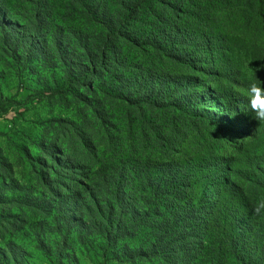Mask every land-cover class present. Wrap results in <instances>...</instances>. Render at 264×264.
Masks as SVG:
<instances>
[{
	"label": "trees",
	"instance_id": "obj_1",
	"mask_svg": "<svg viewBox=\"0 0 264 264\" xmlns=\"http://www.w3.org/2000/svg\"><path fill=\"white\" fill-rule=\"evenodd\" d=\"M43 1L29 0L35 13ZM76 4L109 12L112 25L86 45L92 53L65 87H24L85 105L80 123L50 120L54 139L42 145L37 171L46 193L32 196V210L45 202L51 219H66L67 233L98 232L112 248L123 241L134 263H249L251 237L264 225L254 219L264 212V117L249 106V88H264V0ZM6 13L0 2V24L10 27ZM237 15L248 17L240 34L254 49L250 75L231 54L228 21ZM47 40L44 57L62 43L56 33ZM37 45L30 34L22 50ZM109 89L119 93L121 114L100 99ZM9 102L0 101V112Z\"/></svg>",
	"mask_w": 264,
	"mask_h": 264
},
{
	"label": "rangeland",
	"instance_id": "obj_2",
	"mask_svg": "<svg viewBox=\"0 0 264 264\" xmlns=\"http://www.w3.org/2000/svg\"><path fill=\"white\" fill-rule=\"evenodd\" d=\"M0 2L9 13L10 23V27L0 24V101H10L7 110L0 112V264H149L145 258L130 262L123 241L118 248H112L98 232L80 235L73 226L67 233L66 219H51L55 210H49L45 202L37 211L30 206L35 193H46L37 171L41 170L42 145L54 139L50 120L73 119L80 123L85 105L72 95L30 96L24 87L56 91L65 87L69 78L78 77L79 63L92 53L85 49L86 45L99 42L103 36L99 33L105 34L112 25L106 21L109 12L95 16L80 8L76 0H45L38 14L29 0ZM246 23L248 17L237 15L229 19L228 28L232 33L231 54L241 73L250 75L255 61L254 49L241 35L246 33ZM55 33L63 44L44 57L40 53L43 45H51L47 39ZM30 34L40 45L33 52L23 51L25 37ZM94 85L99 87L100 82ZM118 96V92L109 89L100 98L110 103L114 115L121 114ZM259 204L264 206V200ZM256 217V223L264 224V212L258 217L260 220ZM136 236L144 237L141 233ZM65 237L67 243L62 245ZM249 247L251 261L246 264H264V225L251 237Z\"/></svg>",
	"mask_w": 264,
	"mask_h": 264
},
{
	"label": "clouds",
	"instance_id": "obj_3",
	"mask_svg": "<svg viewBox=\"0 0 264 264\" xmlns=\"http://www.w3.org/2000/svg\"><path fill=\"white\" fill-rule=\"evenodd\" d=\"M249 106L258 117H264V88L255 85L249 88Z\"/></svg>",
	"mask_w": 264,
	"mask_h": 264
}]
</instances>
